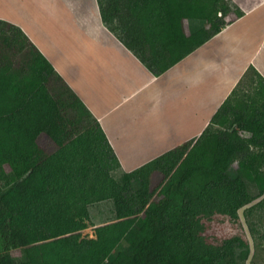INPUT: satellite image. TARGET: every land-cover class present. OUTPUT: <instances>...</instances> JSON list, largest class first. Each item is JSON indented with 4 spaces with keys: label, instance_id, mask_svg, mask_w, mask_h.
<instances>
[{
    "label": "trees",
    "instance_id": "16d2710c",
    "mask_svg": "<svg viewBox=\"0 0 264 264\" xmlns=\"http://www.w3.org/2000/svg\"><path fill=\"white\" fill-rule=\"evenodd\" d=\"M98 3L103 22L155 74L216 35L227 15L244 14L229 0ZM192 19L199 25L187 33ZM258 198L264 204V76L254 66L197 139L126 172L76 92L21 27L0 18V264H245L244 240L211 245L202 221L237 218ZM107 200L113 220L83 236L90 206Z\"/></svg>",
    "mask_w": 264,
    "mask_h": 264
},
{
    "label": "crops",
    "instance_id": "0c3cea01",
    "mask_svg": "<svg viewBox=\"0 0 264 264\" xmlns=\"http://www.w3.org/2000/svg\"><path fill=\"white\" fill-rule=\"evenodd\" d=\"M230 1L244 14L160 74L103 22L98 0H13L0 4V18L47 57L129 172L197 139L249 67L264 76V0ZM186 21L190 33L197 23Z\"/></svg>",
    "mask_w": 264,
    "mask_h": 264
},
{
    "label": "rangeland",
    "instance_id": "374dc122",
    "mask_svg": "<svg viewBox=\"0 0 264 264\" xmlns=\"http://www.w3.org/2000/svg\"><path fill=\"white\" fill-rule=\"evenodd\" d=\"M9 1L13 0H0V4L1 6H6ZM14 1L15 3L16 1L22 2V0ZM13 6L14 2L10 3L6 7L12 8ZM22 8L27 10L28 12H30L29 9H31H27L24 6ZM235 16V13H231L225 17V20L227 22H230ZM192 21L193 23L187 20L186 27H189L191 23L194 25V22L199 25V21L197 19H192ZM200 23L204 24L203 21ZM243 90L246 92L252 91V88L250 86V78L248 77L243 81ZM39 141L41 145L47 150L53 151L55 149L53 142L46 134L40 135ZM233 167H235V165ZM162 177L163 176L161 173L154 174L153 185H157ZM259 199L260 198L242 207L239 210V216L237 218H231L229 215L224 214H215L212 217L204 218L202 221L204 225L203 235L206 242L211 245L219 246L224 242L225 239L233 236H239L244 240L245 246H249V256L244 263L264 264V204L258 203ZM113 213L114 204L112 201L107 200L92 204L90 206L92 223L88 228L82 230V235L89 238L95 237V227L106 221L113 220ZM1 249L2 242H0V251ZM12 253L19 256L21 254V251L19 249H13ZM241 262L242 261L240 260V263Z\"/></svg>",
    "mask_w": 264,
    "mask_h": 264
}]
</instances>
